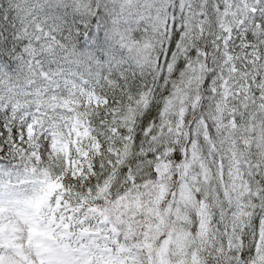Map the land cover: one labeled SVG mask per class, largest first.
I'll list each match as a JSON object with an SVG mask.
<instances>
[{
    "label": "snow or ice",
    "instance_id": "obj_1",
    "mask_svg": "<svg viewBox=\"0 0 264 264\" xmlns=\"http://www.w3.org/2000/svg\"><path fill=\"white\" fill-rule=\"evenodd\" d=\"M0 264H264V0H0Z\"/></svg>",
    "mask_w": 264,
    "mask_h": 264
},
{
    "label": "trees",
    "instance_id": "obj_2",
    "mask_svg": "<svg viewBox=\"0 0 264 264\" xmlns=\"http://www.w3.org/2000/svg\"><path fill=\"white\" fill-rule=\"evenodd\" d=\"M7 11H8V9H7V8H5V13H7Z\"/></svg>",
    "mask_w": 264,
    "mask_h": 264
}]
</instances>
